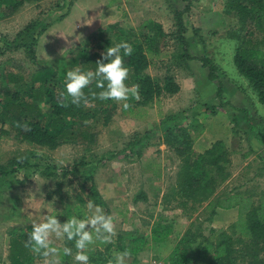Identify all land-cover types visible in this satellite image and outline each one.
Wrapping results in <instances>:
<instances>
[{"label":"trees","instance_id":"16d2710c","mask_svg":"<svg viewBox=\"0 0 264 264\" xmlns=\"http://www.w3.org/2000/svg\"><path fill=\"white\" fill-rule=\"evenodd\" d=\"M30 1L40 0H0V7L14 12L24 2ZM224 12L235 19V28L230 36L236 42L232 58L236 72L246 80L258 103L264 106V0H225ZM182 15V12L174 14L176 32L179 33L186 32ZM140 28L148 33L136 36L132 29L124 25H108L92 35L99 38L98 45L77 47L65 60L67 67L60 71L43 66L33 70L28 77L18 72L14 73L9 68L7 71H2L0 81L5 84L6 89L0 101V133L49 150H55L66 143L74 146L94 145L96 134L92 122L99 121L101 126L107 127L117 109L116 104L112 100L101 101L92 98L93 92L101 91L96 87L95 82L84 89L89 97L88 105L66 104L60 94L65 92L64 81L68 70L80 67L82 71H94L96 61L101 59V54L108 47L115 46L121 41L128 42L133 48L132 55L124 57L125 66L130 69L126 83L129 86L132 84L140 86V99H130L128 103L131 107L127 110L123 105L121 106L124 115L134 114L137 108L158 106L164 96L176 94L179 86L169 69H166L162 77L147 73L152 65V58L159 53L167 35L157 23L141 25ZM175 40L178 50L174 51L171 57L178 61V65L181 64L180 61H199L202 67L208 70L207 79L218 83L216 97L220 99L222 84L216 75V67L206 58L190 57L187 51L188 43L183 36H176ZM25 49L31 64L35 65L34 45H27ZM85 121L89 123L85 124ZM18 124H26L30 130L25 131L22 127H18ZM195 137L196 135L189 131V125H178L167 128L157 139L173 152L178 161L175 183L164 193L160 201L161 209H178L188 214L200 210L203 204L208 203L210 217L215 214L216 208L224 210L237 208L238 215L226 229H209L208 235L202 233L200 226L195 229L190 227L176 239L166 261L169 264H236L237 257L247 254L244 249H248L252 256H256L264 250V194L245 195L240 191L241 189H234L223 195H215L230 177V154L224 146L214 143L204 154L196 155L192 151ZM133 153L129 152L130 155ZM42 164L29 163L23 158L11 159L7 165H0V180H5L11 174L23 169L31 170L32 175L45 179L58 176L56 167L46 162ZM80 165L82 168L88 166L86 162ZM60 170L64 172L63 169ZM83 174L86 175L85 172ZM87 179L89 188L85 189L82 186L81 191L85 192L88 201L92 200L94 204L105 208V213L109 214L107 205L93 182L92 174L88 175ZM64 198L60 197L61 210L54 213L61 223L66 222L71 216L77 218L86 216L82 208L86 201L82 196L76 195L74 198L76 201L72 203L65 202ZM140 199L143 198L139 194L135 202ZM212 205L214 209H211ZM31 230L11 229L7 233L6 262L2 261L0 264H37V260L42 259L30 248L25 247V241ZM173 234L171 224L160 217L147 233L128 236L118 231L111 243L104 244L97 241L89 247L87 251L89 264H108L109 259H112L116 252L126 249L130 250L131 257L136 258L147 250L172 242ZM65 246L72 248L73 254L76 251L74 241L61 239V244L57 247L61 249V264H74L71 256L62 255ZM252 264L263 263L254 261Z\"/></svg>","mask_w":264,"mask_h":264},{"label":"rangeland","instance_id":"374dc122","mask_svg":"<svg viewBox=\"0 0 264 264\" xmlns=\"http://www.w3.org/2000/svg\"><path fill=\"white\" fill-rule=\"evenodd\" d=\"M71 2V0L24 2L14 12H9L7 8L0 7V73L9 68L14 73L18 72L28 77L33 70L43 66L60 71L67 67L65 60L77 47L80 45H89L90 47L98 45L99 38L94 36L85 38L88 31L91 30L88 24H75L70 20L63 23L59 20V11H64ZM159 2L166 7L159 8L164 14V22L157 24L163 28L167 36L163 40L159 53L152 58V66L154 67L149 68L147 72L151 76L157 75L159 77L164 76L166 69L178 72L185 61H180L181 64L178 65V61L174 60L171 55L178 50L175 45V37L183 36L188 43L189 55L193 53L198 59L210 60L216 67L218 77L221 75L229 76L228 80L234 82L233 84L245 98L256 100V96L248 87L246 80L237 75L233 64L232 58L236 42L230 35L235 28V19L225 14V0H158ZM176 12L183 13L182 22L186 29L185 33L176 32L174 17ZM121 25L132 29L136 36L148 33L140 28L142 24L139 23ZM106 27L99 28L94 35ZM27 45H34L35 47V65L31 64L25 53ZM184 74L183 71L177 73V75ZM5 89V84L0 81V101L3 99L2 93ZM198 101L194 102L193 100L188 107L184 108L186 117L193 114L198 116L192 118L190 120H193L192 122L184 124L189 125V131L196 135L192 143L193 153L202 155L211 145L219 143L226 149L227 147L228 149H239V154H241L232 170L230 167L231 177H229L230 179L227 178L229 180H226L220 187L219 195L227 193L229 189H241L240 191L245 195L248 193L252 195L264 194V157L256 154L258 153L256 147L262 141L258 125L264 124V106L259 104L257 109L253 110L255 116L249 119L248 115L242 116L241 111L243 110L239 108H234L236 112L224 111L221 108H224L225 104L221 103L214 107L216 110L212 107L205 109L204 106L207 104L197 103ZM113 103L116 104L117 109L107 127L101 126L99 121L92 122L96 134L94 145L74 146L66 143L55 150H49L0 133V165H7L11 159L23 158L29 163L39 165L46 162L48 165L56 167L58 175L56 178L45 179L38 175H32L31 170L23 169L13 175L11 174L5 180H0V263L6 262L7 233L11 229H32L33 221L39 222L45 215H55L54 213L62 208L61 196L65 197V202L72 203L76 201L75 195L80 194V191L84 198L85 192L81 191V187L89 188L87 178L90 174L94 177L95 170L93 172V169L95 168L92 169L94 163L105 160L102 156L108 155L107 149H120L122 147L125 137L122 140L119 134H130L127 137L129 142L136 140L140 133L144 130H152L156 120L166 115L162 112L165 104L163 99L160 100L158 106L137 108L134 110L136 113L130 116L121 112L122 103L115 101ZM167 106L168 109H171L169 113L176 109V105L173 103H167ZM194 109L195 111H192ZM135 115L143 121L139 122ZM239 115L241 118H236ZM169 117L172 115L166 118ZM238 119L244 121L243 125L238 124ZM133 131H136L137 134H133ZM231 135L234 139L229 140ZM127 152L124 153L126 159H131L133 155ZM247 152L252 154V157L244 161L241 156L242 153ZM155 153L160 154L161 152L149 149L144 152L145 158L150 157L152 159ZM85 162L88 166L82 168L80 164ZM118 167V165L115 166V168ZM115 168L98 169L99 171L94 177L107 199L111 215L116 218V222L114 221L115 232L117 233L120 229V232H124L128 236H135L142 232L147 233L159 217L168 224L170 223L174 232L171 243L154 247L136 258L130 257L127 264L141 262L151 257L166 261L176 239L190 227L195 229L200 226L202 233L208 235L209 229L225 227L223 225L229 224V220L233 217L227 214L218 217L215 223L213 221L215 214L210 217V209H200L185 214L178 209H158L157 203L151 204L153 207L151 205L145 206L143 203L133 206L131 200H121L124 203L126 213L117 217L115 213L123 210V206L118 207L120 203L115 200L114 195L117 196L119 190H116L115 186L113 191L114 185L110 182L117 175ZM62 174L65 176L62 177ZM17 181H21V183H17ZM114 208L117 211L113 210ZM60 241L61 239L53 237V246H59ZM244 250L249 255L237 257L236 264H252L254 261H262L264 264V250H261L256 256H252L248 249Z\"/></svg>","mask_w":264,"mask_h":264},{"label":"crops","instance_id":"0c3cea01","mask_svg":"<svg viewBox=\"0 0 264 264\" xmlns=\"http://www.w3.org/2000/svg\"><path fill=\"white\" fill-rule=\"evenodd\" d=\"M71 1L72 2L70 3V5H68V7L64 10L65 12L59 11L60 12L59 20L61 22L63 21V23L66 22L67 20H70L75 24L76 23L78 24L83 23L85 25L88 24L91 30L88 31V34L85 36V38L91 37L99 28L112 24L139 23L142 25H147L149 23L161 24L164 22L163 20L164 14L162 10L159 8H163V6L164 7L166 6L162 5V3L160 4V2L158 3V0H154V1L152 0H71ZM190 57L196 58L197 56L196 54L192 53L190 54ZM151 67L154 66L151 65L149 68ZM180 71H183V73L185 74L177 75V73ZM178 72L176 71L174 72L170 70V74L173 75L175 83L179 86V91L176 94L166 95L162 98L163 101H165V104L162 108V112L163 114L166 115L163 118L156 120L152 130L150 129L148 131L144 130L142 133H140V135L137 137L136 140H132L135 142L132 141L129 142V140L127 141V137L130 136V134H126V133L119 134L121 139L125 137L126 140V141L124 140L122 147L120 149H113V148L107 149L106 151L108 155L102 156L105 158V160H102L100 163H94V166H92V169L95 168L93 169V172L95 170V174L97 171H99L98 169L101 170L104 168L108 169L110 167L115 168L116 165L119 166L118 168H115L117 171L116 177L115 178L113 177V179L110 181L114 185L112 190L114 191L115 186H116V190H119L118 195L117 196L114 195L116 197L115 200H117L120 203L118 207L123 206V210L121 209L117 211L115 208L113 209L117 211L115 213L117 217L119 216L121 217L126 213V209H124V203H122L121 200L124 201L131 200L132 201L131 205L133 206H137V204L139 203H143L145 204V206L151 204L155 205V203H157V208L158 209L161 208L160 201L164 193H166L167 189L170 186L174 185L175 183V175L178 168V161L176 159V156L173 154V152L170 151L164 144L158 142L157 139L162 136V134L167 128L172 126L184 125L188 122L193 121L190 120L195 116H197V114H193L189 117H186L187 115L185 114V110H184V108L188 107L193 100L194 102L199 100L197 103L200 102L203 104H207V106H204L205 109L208 107L214 108L215 106H218L222 103L225 104V107L221 108L224 111L236 112L234 108L236 109L239 108L240 110L245 111L242 116L248 115L249 119L255 116L253 110L257 109L259 105L257 98L256 100L245 98L244 95L241 94V91L238 90V88L233 84L234 82L228 80L229 76H224V75L219 76V80L221 81L222 84V93L220 99H218L216 97V90L218 83L216 81H209L207 79L208 70L207 68H203L199 61L197 60L185 61V63H183L182 65V68L178 69ZM237 75L239 76L238 73ZM167 103L175 104L176 105L175 111L173 109L172 110L173 112L169 113L170 112L169 110L171 109H168ZM192 111H195V109ZM134 113H136V111H134ZM169 115H172V117L170 119H167L166 117ZM135 117L139 122L143 121L142 119L140 120L138 116L135 115ZM236 118H241V115L237 116ZM243 122L244 121H242L241 119H238L239 125L240 123L243 125ZM258 130L261 132L259 134H261L262 141L260 142L258 147H256L258 151V153L256 154H260L261 156L264 157V124H259ZM135 132L136 131H133V134H137ZM232 139L234 138L231 135L229 140ZM154 141L157 142L153 143ZM149 149H154L155 152H161V153L160 154L155 153L152 159H150V157L145 158L144 152ZM227 150L230 154L231 170H232V167L235 166V162L238 161L241 154H239V149H228L227 147ZM126 151H128L127 153L134 152L132 154L133 156L131 159L127 158L130 160H127L124 155ZM251 155L252 154H250L249 152L242 153L241 159L246 161L252 157ZM94 177H93V181L95 182L96 189L99 195L101 196L102 200L106 203L107 209L109 210V204L107 203V199L103 195V192L101 191V188L99 187V184L97 183ZM220 190L221 188L217 190L215 195L216 194L219 195ZM231 191L234 190L229 189L227 193ZM79 193L80 194L77 195L82 196V193L80 191ZM139 194L140 197L143 198L144 200L140 199L135 202V198ZM84 199L86 202L82 208L85 212V215L90 216L91 212L86 207L88 200L86 197ZM207 205L208 203L203 204V207L201 209L204 210L209 209V206ZM103 209L104 211H106L105 208ZM211 209H214L213 205ZM60 210L61 209H59V211ZM214 211H215V219L213 221H215V223L217 222L218 217L227 214L233 216L229 220V224L223 225L225 227L221 226V228H214V229L217 230L226 229L232 222H234L237 219V215H238L237 208H230L226 210L216 208L214 209ZM109 215H111L110 210H109ZM113 220L116 222V218L113 217ZM37 264H43V258L37 260Z\"/></svg>","mask_w":264,"mask_h":264},{"label":"clouds","instance_id":"9594fccd","mask_svg":"<svg viewBox=\"0 0 264 264\" xmlns=\"http://www.w3.org/2000/svg\"><path fill=\"white\" fill-rule=\"evenodd\" d=\"M132 53V45L121 41L115 46L108 47L101 54V59L96 61L94 71H82L80 67L68 70L64 81L65 92L60 94L62 100L66 104L71 103L76 106H80L81 103L88 105L90 101L84 89L95 82L96 87L101 91L93 92L91 94L93 99L112 100L122 103L125 110L129 109L130 99H140L139 84L129 86L126 83L130 69L125 66L124 57L131 56ZM87 123L89 121H85V124ZM17 126L25 131L30 130L26 124ZM86 207L91 215L84 218L71 216L66 222L61 223L57 216L45 215L41 221H33L25 247L42 257L43 264H61V249L53 246V237L74 241L75 254L72 248L65 246L62 255L71 256L74 264H89L87 254L89 247L97 241L104 244L111 243L116 232L113 217L106 214L101 206L89 200ZM130 257V250L116 252L113 258L109 259L108 264H127Z\"/></svg>","mask_w":264,"mask_h":264},{"label":"built area","instance_id":"2783aa9c","mask_svg":"<svg viewBox=\"0 0 264 264\" xmlns=\"http://www.w3.org/2000/svg\"><path fill=\"white\" fill-rule=\"evenodd\" d=\"M129 264H168V262H166L165 260L161 258L151 257V258L142 260L141 262H131Z\"/></svg>","mask_w":264,"mask_h":264}]
</instances>
